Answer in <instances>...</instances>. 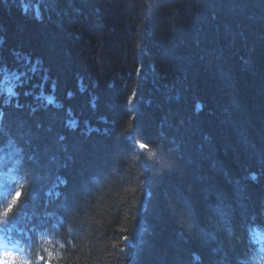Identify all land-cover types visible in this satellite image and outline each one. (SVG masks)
Returning a JSON list of instances; mask_svg holds the SVG:
<instances>
[{"label":"trees","instance_id":"1","mask_svg":"<svg viewBox=\"0 0 264 264\" xmlns=\"http://www.w3.org/2000/svg\"><path fill=\"white\" fill-rule=\"evenodd\" d=\"M0 58V196L32 180L9 251L264 255V0H0Z\"/></svg>","mask_w":264,"mask_h":264},{"label":"clouds","instance_id":"2","mask_svg":"<svg viewBox=\"0 0 264 264\" xmlns=\"http://www.w3.org/2000/svg\"><path fill=\"white\" fill-rule=\"evenodd\" d=\"M24 185L14 188L5 199H0V224L6 223L24 210L29 199V186L32 180L25 177ZM51 242V241H49ZM54 253L45 257L47 264H65L63 260L54 258ZM251 264H264V255L253 253L250 255ZM0 264H33L32 260L25 259L18 252L0 250Z\"/></svg>","mask_w":264,"mask_h":264},{"label":"bare ground","instance_id":"3","mask_svg":"<svg viewBox=\"0 0 264 264\" xmlns=\"http://www.w3.org/2000/svg\"><path fill=\"white\" fill-rule=\"evenodd\" d=\"M0 60H1V58H0ZM3 70H4V68H3ZM2 83H3V82H1V83H0V85H1ZM42 188H44V189H45V188H46V186H43ZM34 195H37V194H36V193H34ZM35 221H36V224H37V223H38V220H37V219H35ZM40 229H41V228H40ZM255 237H261V234H260V233H258V234H256V235H255Z\"/></svg>","mask_w":264,"mask_h":264}]
</instances>
